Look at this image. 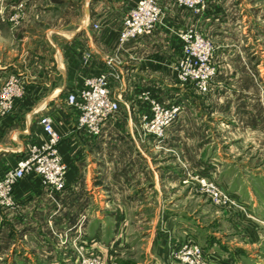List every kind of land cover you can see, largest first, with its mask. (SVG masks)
<instances>
[{"label": "rangeland", "instance_id": "obj_1", "mask_svg": "<svg viewBox=\"0 0 264 264\" xmlns=\"http://www.w3.org/2000/svg\"><path fill=\"white\" fill-rule=\"evenodd\" d=\"M181 3L180 0H172L177 14L188 16L187 21L183 23L184 28L168 31V28L163 27L161 20L150 28V32L127 38L123 43L120 40L121 30L127 12L119 33L117 50L110 57L114 58L122 69L121 65L127 61L124 53L127 52L129 44L137 42L141 36L153 34L158 36L162 49L173 55L174 64L167 66V63H163L162 67L161 64L155 63V66L147 65L144 72L141 69L139 72L161 76L170 84L183 87L195 96L209 118L223 119L221 123L213 121L211 134L203 138L207 141L211 140L208 137H213L217 141L213 151L207 150L212 156L207 157L206 154L204 159L208 162L214 160L212 164H219V159L226 162L218 169L212 167L209 171L205 169L197 173L187 172L189 165L186 163V156H182L181 149L166 148L164 144H160L164 142L167 130L163 137L158 138L146 128V120H144V116L151 115L154 102L171 105L174 101L162 102L154 97L157 95L156 92L149 89L137 95L148 103L147 109L144 108L145 111L140 116L139 123H133L137 126L136 136L147 163L142 166L143 174L147 176L150 172L159 173L168 162L178 163L184 168L185 177L176 180L173 184L159 177L158 191L150 200L149 197L146 198L148 201L144 202L145 210L142 212L133 211L123 214L112 212L108 216L104 214L109 220L107 223L109 229L104 235L105 239H109V244L107 243L102 249H99V245L93 246L88 250L89 252L78 242L69 244L76 253L73 264H264V129L246 124V126H228L224 120H230V114L235 107L233 103L238 93L245 97L250 94L264 96V0H199L195 5ZM49 4V0L33 2L24 0L15 3L0 0V16L3 15L4 19L7 17L12 29L16 31L24 24L31 35L41 36L40 34H46L53 23H62L59 17H63L62 21H70L76 16L80 19L85 2L76 0V5H73L72 9L68 2L54 5V8H50ZM157 5L161 9L163 18L162 0H157ZM213 17L216 19V27L213 30L221 31L222 35L216 36V32L213 36L214 34L211 33L212 21L209 19ZM39 20L43 22L40 23ZM204 20L205 25L202 26ZM61 25L66 24L63 22ZM143 30L147 31L145 28ZM187 36H189L188 41L185 40ZM198 39L211 47L208 59H205V66L202 62L199 65L198 56L194 55V60L191 59L195 51L193 48L199 45ZM23 44L22 41L15 43L12 38L0 37V56L5 57L10 53L19 56L22 52L39 49L33 39ZM142 55L148 57L149 54ZM143 56H138L137 63L141 66L144 62L140 63L142 62L140 57ZM9 57L7 60L14 62L12 56ZM138 58L131 57L133 60ZM184 59L191 64H187L188 67L203 66L202 76L188 72V68L185 69L183 64L181 66ZM17 70L9 71L8 76L0 80V121L14 114H24L33 106L27 97L28 79L25 74H21V71L23 73L28 71L25 68ZM122 80V75L120 79L111 80V93L119 101L122 100L118 98ZM11 84H16V89L10 93L9 100H7L8 96L5 100L4 95L8 94L6 91ZM122 107H126L125 103ZM73 111L76 117V129L88 137H94L86 130L77 128L79 112L74 107ZM261 119L263 117L259 118L260 121ZM42 135L46 138L45 142L41 143L44 144L49 138L44 132ZM153 140L158 144L153 145ZM61 142L55 149L65 167L63 177L66 180L68 166L59 151ZM214 151L216 155H213ZM149 158L153 163L152 168L149 165ZM18 162L19 160L12 164L13 166L9 165L8 169L16 168ZM32 176L37 177L51 202H57L56 192H62L66 187L57 190L56 186L44 183L43 175L33 170L29 171L12 187L8 195L9 201L0 194V221L11 222L13 217L16 218L14 220L18 217L23 222L35 220L37 224L48 220V213L37 217L32 211L30 213L21 210L20 204L14 197L16 188L21 182ZM153 186L154 184L152 188ZM213 188L220 192L221 198L213 192ZM166 205L179 211L173 215L174 218L165 217L163 211ZM88 218L86 213L80 215L81 222H77L76 228L78 235L85 233L84 225ZM17 231L20 232V229ZM49 235L60 237L62 240L68 237L65 230L59 231L56 225L49 228ZM26 237L25 239L30 240V248H36L31 244V236ZM34 252L36 253V249ZM35 264L39 263L35 262Z\"/></svg>", "mask_w": 264, "mask_h": 264}, {"label": "crops", "instance_id": "obj_2", "mask_svg": "<svg viewBox=\"0 0 264 264\" xmlns=\"http://www.w3.org/2000/svg\"><path fill=\"white\" fill-rule=\"evenodd\" d=\"M20 1L24 0H9L10 3ZM137 1L84 0L80 19L76 16L70 21H62L63 17H59L62 23H53L46 34H40L41 36L31 35L24 24L16 31L12 29L7 17L4 19L3 15L0 16V37L12 38L15 43L22 41L23 45L33 39L39 48L37 51L22 52L19 56L10 53L14 62L7 60L9 55L0 56V80L7 77L11 70L25 68L28 71L23 73L20 70L28 79L27 97L32 102L31 105L33 104L24 114H14L0 121V175L16 161L27 156L33 145L45 142L46 138L39 125L40 115L45 114L53 118L55 127L63 136L59 151L68 166L66 187L55 194L57 202H51L45 195L37 177L32 176L22 181L16 188L14 197L21 210L30 213L32 211L37 217L48 213V220H52L36 224L35 220L23 222L18 217L17 220L13 217L11 222L0 221V264H73L76 253L69 244L79 242L87 251L93 246L99 245V249H102L109 244V239L104 238L109 229V220L104 214L108 216L112 212H142L145 210L144 202L148 201L146 198L149 197L150 200L158 191L159 177L166 179L169 184L185 177V169L178 163L166 162L159 173L150 172L146 176L142 172L143 164L147 163L136 136L137 126L133 123H139L144 108L148 107V103L137 95L148 89L156 92L154 97L162 102L174 101L182 105L180 120L167 129V136L160 144H164L166 148L181 149V154L186 156V163L189 165L187 172L197 173L205 169L209 171L212 167L218 169L221 164H225L223 159H219V164H212L214 160L208 162L204 159L206 154L207 157L212 156L207 150L213 151L217 141L213 137H208L211 140L207 141L203 139L211 134L210 129L214 127L212 122L221 123L223 119L209 118L195 96L183 87L170 84L161 76L139 72L140 69L144 72L147 65L155 66V63L162 67L163 63H167V66L174 64L173 55L162 49L155 34L141 36L137 42L127 46V52L124 53L127 61L121 65L123 80L118 98L122 100L117 117L103 126L100 136L88 137L76 129V117L67 97L82 88L86 76L96 74L106 67L107 58L117 50L125 14ZM49 2L50 8L65 2L71 6L70 9L76 5V0ZM162 6V25L169 29L165 30L184 28L182 26L188 16L177 14L172 0H162ZM209 20L212 21L210 30L213 36L220 35L221 31L213 30L216 19L213 17ZM39 22L42 23L43 20ZM63 22L66 25H61ZM204 25L205 20L202 26ZM85 51L92 54L87 66L82 62ZM144 53L149 54L148 57H144ZM132 55L137 58L143 56L140 57V63L144 62V65L137 63L139 58L131 59ZM237 95L230 120L224 119L227 125H247L264 129V96ZM123 103L126 105L124 108ZM260 117H263L262 122ZM157 144L153 140V145ZM213 155H216L215 151ZM149 165L152 168L150 158ZM163 212L166 218L172 219L179 211L166 205ZM85 213L89 217L85 225L83 224L85 233L78 236L77 222L80 215ZM55 225L59 231L65 230L68 237L62 240L60 237L50 236L49 228ZM26 236H31V244L36 247V253L30 248V240L25 239ZM66 239L68 243L65 242Z\"/></svg>", "mask_w": 264, "mask_h": 264}, {"label": "built area", "instance_id": "obj_3", "mask_svg": "<svg viewBox=\"0 0 264 264\" xmlns=\"http://www.w3.org/2000/svg\"><path fill=\"white\" fill-rule=\"evenodd\" d=\"M199 0H180L181 4L192 5L198 3ZM150 5L153 8V12L150 14L147 10L144 13L140 12L144 10V6ZM162 13L160 7L157 5V0H139V2L128 11L124 22V27L121 30V42H126L127 38H133L139 36L143 32H150V28L161 22ZM147 29L144 31L143 29ZM185 40H189V36L185 37ZM198 46L193 48L195 51L191 59L194 60V55L198 56V60L201 65L205 66V59H208L210 45L205 44L202 40L198 39ZM197 54V55H196ZM92 54L89 51L83 53V65L87 66L90 62ZM190 58V56H189ZM106 67L99 73L86 76L83 81L82 88L76 92L70 93L67 97L68 103L71 107L78 110V126L80 130H86L92 136H100L103 126L112 120L115 114L120 110V101L115 98L111 93L112 79H120L122 72L120 66L117 65L114 58L108 57ZM188 68V72L191 71L194 75L202 72L203 66L188 67L187 59L181 63V66ZM206 68V67H205ZM204 73V72H202ZM12 79V78H11ZM16 89V84H11L8 92L5 96V100H9V95ZM5 104V103H4ZM182 113V105L175 102L171 105L161 104L154 102L151 107V115L144 116L146 120V128L151 131L158 138L164 136L166 130L175 122ZM39 125L42 128L44 134L49 138L48 142L41 144L40 146L33 145L29 151V154L21 158L16 168L7 169L0 178V194L5 200H8L12 187L16 184L19 178L23 177L29 171L33 170L38 172L44 177V183L56 186L57 190H61L66 186L65 167L60 160V157L56 154V145L62 141V134L55 128L54 120L50 115H42L39 118ZM213 192L221 198L220 192L213 188ZM80 234V233H79ZM80 236V235H78ZM79 243V242H78ZM83 246V245H81Z\"/></svg>", "mask_w": 264, "mask_h": 264}, {"label": "bare ground", "instance_id": "obj_4", "mask_svg": "<svg viewBox=\"0 0 264 264\" xmlns=\"http://www.w3.org/2000/svg\"><path fill=\"white\" fill-rule=\"evenodd\" d=\"M143 8H144V10L143 11L141 10L140 12L144 13V11L146 12L148 10L150 13L148 16L151 17V13L153 12V8L150 5H146ZM162 20H163V18H162ZM198 74H201V72Z\"/></svg>", "mask_w": 264, "mask_h": 264}]
</instances>
